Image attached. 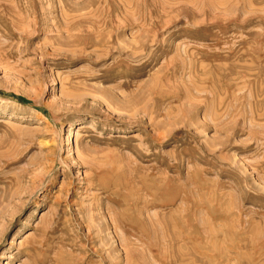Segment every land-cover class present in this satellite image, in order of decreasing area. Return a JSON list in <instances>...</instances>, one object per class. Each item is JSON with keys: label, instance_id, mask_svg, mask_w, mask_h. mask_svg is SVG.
I'll return each instance as SVG.
<instances>
[{"label": "rangeland", "instance_id": "obj_1", "mask_svg": "<svg viewBox=\"0 0 264 264\" xmlns=\"http://www.w3.org/2000/svg\"><path fill=\"white\" fill-rule=\"evenodd\" d=\"M0 264H264V0H0Z\"/></svg>", "mask_w": 264, "mask_h": 264}, {"label": "bare ground", "instance_id": "obj_2", "mask_svg": "<svg viewBox=\"0 0 264 264\" xmlns=\"http://www.w3.org/2000/svg\"><path fill=\"white\" fill-rule=\"evenodd\" d=\"M157 192H158V191H157ZM157 192H156V193H157ZM152 193H155V192H152ZM153 198H154V197H153ZM154 200H155V199H154ZM162 201H163V200H162ZM149 202H150V201H149ZM149 202H148V203H149ZM155 202H156V201H155ZM159 202H160V201H159ZM163 202H164V201H163Z\"/></svg>", "mask_w": 264, "mask_h": 264}]
</instances>
